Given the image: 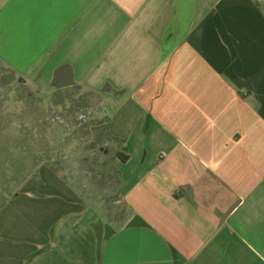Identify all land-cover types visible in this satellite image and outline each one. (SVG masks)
I'll return each mask as SVG.
<instances>
[{
    "label": "crops",
    "instance_id": "crops-1",
    "mask_svg": "<svg viewBox=\"0 0 264 264\" xmlns=\"http://www.w3.org/2000/svg\"><path fill=\"white\" fill-rule=\"evenodd\" d=\"M0 68L96 95L119 224L43 163L0 264H264V0H0Z\"/></svg>",
    "mask_w": 264,
    "mask_h": 264
},
{
    "label": "rangeland",
    "instance_id": "rangeland-1",
    "mask_svg": "<svg viewBox=\"0 0 264 264\" xmlns=\"http://www.w3.org/2000/svg\"><path fill=\"white\" fill-rule=\"evenodd\" d=\"M19 79L24 80L0 68V204L2 194L18 183L2 175L3 169L26 165L32 171L47 159L86 202L97 206L105 222L119 224L114 221L124 211L112 171L119 145L106 134L98 97L68 87L64 91L71 104L61 109L52 104L51 91L39 92Z\"/></svg>",
    "mask_w": 264,
    "mask_h": 264
},
{
    "label": "trees",
    "instance_id": "trees-1",
    "mask_svg": "<svg viewBox=\"0 0 264 264\" xmlns=\"http://www.w3.org/2000/svg\"><path fill=\"white\" fill-rule=\"evenodd\" d=\"M11 78L13 79L14 76L11 74L10 75ZM20 86H22L20 84ZM51 93H50V96L49 98L51 99V102L53 105L55 106H58L60 107L61 109H66V107L68 108L70 106V98L66 95L65 93V89L68 88V87H75L77 89H81L80 86L72 83V82H68V83H62L60 82L59 80V74H55L53 80H52V84H51ZM90 93V92H88ZM92 94V93H90ZM93 95V94H92ZM105 124H106V120H107V117H105ZM105 131H106V134L110 137V135L108 134L107 132V129H106V125H105ZM111 138V137H110ZM113 139V138H112ZM115 140V139H113ZM116 141V140H115ZM35 156H40L38 155H35ZM114 158L116 161L118 162H123L124 161V158L122 157V155L119 153V152H115L114 154ZM40 163H43V164H46L50 169L51 171H53L54 173H58L56 171V169H54V167L52 166L51 163H49V161L46 159V160H39L38 161V164L39 165ZM21 164V163H20ZM20 167H18L17 170H12V169H3L1 172H2V175H3V172L6 176H8L7 178L9 179H13V178H16L18 179V183H17V186H16V189L14 191H11V192H8V193H3L2 196L4 197V199L6 200L7 198H10V197H14L17 195V188L20 186V184L28 177V176H34L35 178H38V175H37V169L35 168L34 170H29L28 167H26V165H19ZM37 167V166H36ZM112 171L113 173L115 174V176L118 178L119 180V188H118V195H119V191H120V184H121V180H120V174H119V170L117 168V166L114 164L112 165ZM63 180H65V178L63 176H61ZM123 206V204H122ZM123 211H125V208L123 206ZM123 213L122 212L120 214V216L114 221V222H119L121 219H122V216H123Z\"/></svg>",
    "mask_w": 264,
    "mask_h": 264
},
{
    "label": "snow or ice",
    "instance_id": "snow-or-ice-1",
    "mask_svg": "<svg viewBox=\"0 0 264 264\" xmlns=\"http://www.w3.org/2000/svg\"><path fill=\"white\" fill-rule=\"evenodd\" d=\"M0 28H2V19H0Z\"/></svg>",
    "mask_w": 264,
    "mask_h": 264
},
{
    "label": "water",
    "instance_id": "water-1",
    "mask_svg": "<svg viewBox=\"0 0 264 264\" xmlns=\"http://www.w3.org/2000/svg\"><path fill=\"white\" fill-rule=\"evenodd\" d=\"M20 82L22 83V82H24V81H23V80H21V79H19V83H20Z\"/></svg>",
    "mask_w": 264,
    "mask_h": 264
}]
</instances>
